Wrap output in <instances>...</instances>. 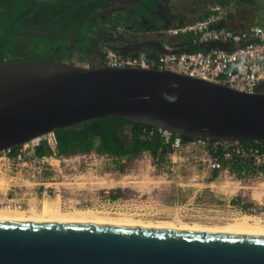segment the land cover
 Listing matches in <instances>:
<instances>
[{
  "label": "water",
  "instance_id": "water-1",
  "mask_svg": "<svg viewBox=\"0 0 264 264\" xmlns=\"http://www.w3.org/2000/svg\"><path fill=\"white\" fill-rule=\"evenodd\" d=\"M166 45L135 43L120 54L189 52ZM213 48L229 50L198 46ZM108 118L207 143H264V90L241 92L167 70L0 63V154ZM0 264H264V234L0 219Z\"/></svg>",
  "mask_w": 264,
  "mask_h": 264
},
{
  "label": "rangeland",
  "instance_id": "rangeland-1",
  "mask_svg": "<svg viewBox=\"0 0 264 264\" xmlns=\"http://www.w3.org/2000/svg\"><path fill=\"white\" fill-rule=\"evenodd\" d=\"M257 2L256 7H241L240 11L246 10L250 15L243 12L239 15L235 20L239 27L257 24L262 18V12L259 11H264V0ZM255 10L258 11L254 13ZM169 38L167 41L171 43L176 39ZM68 62L88 64L77 61V55ZM188 150H183L180 155L168 153L161 161L154 160L148 153H142L132 160H116L89 154L81 162V172L84 174L82 178L62 180L61 175H65L64 173L52 174L51 176L56 177L55 182L62 180L61 182L67 183L65 185H69V189L63 186L58 196L51 195L43 200L38 194L35 197L29 196L33 190H38L32 179L24 176L23 171L19 173L21 168L15 169L6 159H1L0 192L9 193L13 190L30 200L21 211L37 209L42 201L56 199L65 211L93 208L105 214L108 212L110 216L129 215L143 221L178 216L176 218L183 219L184 222L206 226L223 225L242 215L259 217L264 212V199L257 203L251 197L252 190L264 181V176L254 170L243 169L238 172L229 163L226 167L209 170L206 162L208 156H203L200 149L194 150L193 154ZM184 151L188 154L183 153ZM75 162L71 159L61 162L58 168H69ZM104 192H117L120 200L105 203ZM218 192L226 196L221 197ZM82 199L88 202L80 205L72 203ZM249 210L256 213L251 214ZM260 218L264 221L263 217Z\"/></svg>",
  "mask_w": 264,
  "mask_h": 264
},
{
  "label": "trees",
  "instance_id": "trees-1",
  "mask_svg": "<svg viewBox=\"0 0 264 264\" xmlns=\"http://www.w3.org/2000/svg\"><path fill=\"white\" fill-rule=\"evenodd\" d=\"M112 1L114 0H0V63L31 60L48 62L46 57L56 49V57L50 61L68 62L77 55V61L90 64L82 52L93 48L101 53V48L109 47L106 43L109 32L122 27L128 21L126 18L129 16L117 14L112 17L97 13L98 10L111 8L114 5ZM257 1L217 0L209 7L214 4L222 6L227 11L226 21H235L242 12L250 15L246 10L240 11L241 7H256ZM159 2L160 0H134L130 8L137 15L146 16L155 10ZM259 12H262V18L254 25L264 28V11ZM206 16L207 13L203 18ZM103 19L105 21L101 23ZM251 25L253 24L245 28ZM194 41L193 35H183L173 43L167 44H181L183 48L195 52L200 49ZM141 52L151 58L159 55L151 49H144ZM95 60L94 65L102 61L97 58ZM151 130L150 127L134 125L126 120L99 119L56 131L55 152L61 157L95 154L116 160H132L142 153H148L154 160L161 161L172 151L169 145L164 144L161 136L156 133L147 136L146 133ZM180 139L183 143L193 141L185 137ZM242 144L254 147L262 145L253 142ZM49 153L51 151L45 142L36 150L37 156ZM217 157L222 167H226L228 163L223 159V154L218 152ZM231 168L238 172L243 169L254 170L264 176V166L252 168L248 164L234 163Z\"/></svg>",
  "mask_w": 264,
  "mask_h": 264
},
{
  "label": "built area",
  "instance_id": "built-area-1",
  "mask_svg": "<svg viewBox=\"0 0 264 264\" xmlns=\"http://www.w3.org/2000/svg\"><path fill=\"white\" fill-rule=\"evenodd\" d=\"M227 11L218 4L211 5L207 16L194 23H186L163 32L166 37L179 38L183 35H193L194 44H209L212 42L228 45L229 50L213 48L210 51L198 50L195 52H179L176 54H159L156 57L139 52L135 56H122L109 47L101 48L102 61L100 64L112 68H141L167 70L190 78L202 79L228 86L232 89L252 93L264 85V28L258 25H251L242 30H234L221 27L226 22ZM171 49L169 46H165ZM154 133L161 136L165 145H169L172 152L180 155L188 146L194 145L208 156L207 168L215 170L222 167L217 153L223 154V159L233 165L234 163L248 164L252 168L264 166V143L259 147L244 146L242 142L218 141L202 142L193 140L183 143L180 137L170 133L152 129L146 133L152 136ZM45 142L51 153L37 156L36 150L41 143ZM56 141L54 134H49L27 144L17 147L15 150H8L0 154V160L21 168L19 173L32 179L37 188L29 194L35 197L37 194L42 200L60 194V188L64 186L69 189L67 183L55 182L58 172V165L61 162H68L70 157L57 156L55 152ZM75 157V156H71ZM72 159V158H71ZM51 172V184L44 181V174ZM12 192V193H11ZM30 202L22 194L11 190L9 193L0 192V208L14 209L21 211L26 203ZM249 213L255 214L253 210ZM258 217V216H257ZM264 218V212L259 214Z\"/></svg>",
  "mask_w": 264,
  "mask_h": 264
},
{
  "label": "bare ground",
  "instance_id": "bare-ground-1",
  "mask_svg": "<svg viewBox=\"0 0 264 264\" xmlns=\"http://www.w3.org/2000/svg\"><path fill=\"white\" fill-rule=\"evenodd\" d=\"M77 204L78 202L72 201ZM108 213V212H107ZM105 212L93 208H74L71 211L62 209L59 200L42 201L37 209L26 211L0 210V219L6 220H27V221H48V222H69V223H90V224H111V225H132V226H153V227H174L189 228L241 233L264 234V221L260 217L242 215L226 222L223 225L206 226L202 224L184 222L183 219L173 218L158 219L156 221H143L129 215L110 216ZM126 214V213H125ZM114 215V214H113Z\"/></svg>",
  "mask_w": 264,
  "mask_h": 264
},
{
  "label": "flooded vegetation",
  "instance_id": "flooded-vegetation-1",
  "mask_svg": "<svg viewBox=\"0 0 264 264\" xmlns=\"http://www.w3.org/2000/svg\"><path fill=\"white\" fill-rule=\"evenodd\" d=\"M162 1V0H161ZM166 0H163V4ZM123 1L114 3V5L111 8L105 9V10H98L97 13L112 15V17L116 16L117 14H121L124 16H129L128 21L125 25L122 27H118L117 29H114L112 32H109L106 43L108 46L114 50L117 54L121 55L120 52H126L129 48V45L135 44V43H144V42H150V41H163L170 39L169 37H165L162 34V27L163 24L160 22V20H163L164 24L167 22L168 19L164 18H170V15L166 14L164 15V10H160L159 4L156 6V10H153L150 14L143 16V15H137L133 10H131L130 6L122 4ZM125 5V6H124ZM134 14V15H133ZM104 19L101 23H104ZM129 42V44H127ZM148 49V48H147ZM119 52V53H118ZM83 55L88 59L89 63L94 65L96 61L95 59H102V55L99 50L97 49H90L87 52H82ZM56 57V49L53 51V53L46 57L47 60H52ZM100 64V63H99ZM259 90H264V85L259 88ZM107 193V194H106ZM105 194V203H110L111 201L120 200L118 197L117 192H104ZM115 197V198H113ZM112 199V200H111ZM78 202L77 204L87 203L85 199H82L81 201H75ZM101 202V200H100Z\"/></svg>",
  "mask_w": 264,
  "mask_h": 264
},
{
  "label": "crops",
  "instance_id": "crops-1",
  "mask_svg": "<svg viewBox=\"0 0 264 264\" xmlns=\"http://www.w3.org/2000/svg\"><path fill=\"white\" fill-rule=\"evenodd\" d=\"M133 1L134 0H131V2H130V0H125V1H123L122 4L130 6V4ZM216 1L217 0H166L164 2V4H163V0L162 1L160 0L159 5H158L159 8L157 6H156V8H158L160 10L161 9L164 10V12H163L164 15L165 14H166V16L170 15V18H167V17L164 18V19H168L165 24H164L163 20H160V22L163 24L162 34L164 32L163 30L166 31L167 29L174 28V27L182 25V24L194 23V22H197V21L203 19V17L205 16V14L208 11L209 5L212 2H216ZM117 2H120V0H117V1L114 0L111 3H113V4L116 3L117 4ZM156 8H155V10H156ZM220 26L224 27V28L238 30V31L244 29L242 27H239L236 24V21H226L224 23H221ZM167 42L168 41L165 40L166 44H167ZM173 45H175V44H173ZM167 46H169V44H167ZM188 149H189L188 151L190 152V154H193L194 150H198L199 148H196L194 145L190 144L188 146ZM183 153H187V152L184 151ZM96 156H98V155H96ZM85 157H88V155H79V156H75V157H70V159L72 158L71 159L72 161H76V162L73 163V165H71L69 168L66 167V166L60 167L58 169V172L65 174V175L62 174L61 177L62 178L65 177V178H68V179H70V178L71 179L82 178V176L84 174H83V172H81V167L80 166H81V162L84 161L83 159ZM98 157H101V156H98ZM50 173L46 172L44 174V176L46 177V179L44 181H46L49 184H51L50 183L51 178H50V175H49ZM79 174H80V176H79ZM233 191H234V189H233ZM218 195H220L221 197H225L226 196V194H223L222 192H218ZM251 197H252V200H254L257 203H260L264 199V181L259 183L252 190Z\"/></svg>",
  "mask_w": 264,
  "mask_h": 264
}]
</instances>
